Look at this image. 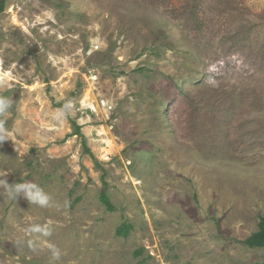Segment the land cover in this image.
Instances as JSON below:
<instances>
[{
	"label": "rangeland",
	"instance_id": "374dc122",
	"mask_svg": "<svg viewBox=\"0 0 264 264\" xmlns=\"http://www.w3.org/2000/svg\"><path fill=\"white\" fill-rule=\"evenodd\" d=\"M0 95V264H264V0H6Z\"/></svg>",
	"mask_w": 264,
	"mask_h": 264
},
{
	"label": "clouds",
	"instance_id": "9594fccd",
	"mask_svg": "<svg viewBox=\"0 0 264 264\" xmlns=\"http://www.w3.org/2000/svg\"><path fill=\"white\" fill-rule=\"evenodd\" d=\"M13 106V100L10 97L0 95V142L8 141L10 132L6 127L7 121L3 117L9 114V110ZM75 103L68 99L62 107L55 109L51 119L53 121L64 123L69 115L74 111ZM0 189H3V194L11 201H16L17 198H24L31 205H38L41 208H47L52 205V197L50 194L33 181L25 180L24 182H15L9 184L7 174L0 173ZM26 235L39 233L45 237L51 235V230L47 226H42L38 223H33L22 229ZM31 243V242H30ZM47 252L51 264L59 261L63 255L61 249L50 242H47Z\"/></svg>",
	"mask_w": 264,
	"mask_h": 264
},
{
	"label": "trees",
	"instance_id": "16d2710c",
	"mask_svg": "<svg viewBox=\"0 0 264 264\" xmlns=\"http://www.w3.org/2000/svg\"><path fill=\"white\" fill-rule=\"evenodd\" d=\"M6 0H3L0 3V13L3 11L4 4ZM75 135H79L82 137L80 133V128L75 126ZM83 147L86 151V153L91 154L88 148H86L85 141L83 140L82 142ZM100 202L102 205L106 208L108 211H113V206L109 200V197L102 192L99 197ZM129 231V226L126 224H122L118 229H117V234L121 236H126L127 232ZM245 245L249 248H261L264 247V217L259 218V223H258V229L256 232L252 233L246 240H245Z\"/></svg>",
	"mask_w": 264,
	"mask_h": 264
},
{
	"label": "water",
	"instance_id": "95a60500",
	"mask_svg": "<svg viewBox=\"0 0 264 264\" xmlns=\"http://www.w3.org/2000/svg\"><path fill=\"white\" fill-rule=\"evenodd\" d=\"M3 0H0V3L2 2Z\"/></svg>",
	"mask_w": 264,
	"mask_h": 264
}]
</instances>
